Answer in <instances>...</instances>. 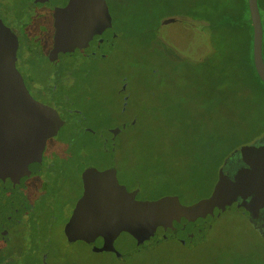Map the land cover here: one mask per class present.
Listing matches in <instances>:
<instances>
[{"label":"rangeland","instance_id":"1","mask_svg":"<svg viewBox=\"0 0 264 264\" xmlns=\"http://www.w3.org/2000/svg\"><path fill=\"white\" fill-rule=\"evenodd\" d=\"M104 1L117 43L108 59L81 58L77 71L66 79L70 118L84 127L81 142L93 150L92 134L85 131L112 134L117 177L127 186H138L141 198L177 195L182 204L191 205L208 197L221 162L254 143L258 152L264 149V101L246 85L238 51L225 56V51L211 50L207 21L188 14L194 0ZM228 1L235 9L236 0ZM18 4L22 7L23 0ZM261 15L264 23L262 8ZM50 24V17H44L35 29L40 42L21 43V58L32 48L41 59L46 56L52 45ZM47 64L36 74L38 82L49 85ZM90 160L96 169L108 165L96 154ZM68 174L63 187L67 205L50 232L63 264H264L263 239L232 209L215 218L205 243L188 248L180 239L169 238L126 262L108 250L90 249L86 236L94 224L89 217L78 224L79 240L69 243L59 229L81 188L73 166Z\"/></svg>","mask_w":264,"mask_h":264},{"label":"flooded vegetation","instance_id":"2","mask_svg":"<svg viewBox=\"0 0 264 264\" xmlns=\"http://www.w3.org/2000/svg\"><path fill=\"white\" fill-rule=\"evenodd\" d=\"M23 4L21 7L17 0H0V33L4 37V44L0 45L3 86L22 116L21 131L13 137L14 142L20 140L22 145L12 148L15 153L5 162H0V264H63L55 252L50 232L67 205L63 187L67 183L70 166L78 171L81 188L75 204L86 193L89 197L87 190L91 186L108 189L114 180L117 186L125 189L122 190L124 195L115 197L116 211L123 209L125 202L130 205L152 199L141 198L138 186L130 187L119 181L113 155L115 137L110 133L85 131L92 134L90 141L95 147L93 150L87 148L80 140L84 127H77L75 119L69 115L73 110L69 106L71 88L66 82L68 74L77 71L81 58L90 56L104 60L112 51L108 56L99 57L104 47L91 40L83 41L73 50L64 48L54 38L51 3L23 0ZM86 9L90 16L101 18L105 16L107 5L103 0H87ZM48 16L51 19L52 45L46 56L41 59L39 51L32 48L26 50L21 58V43H32L37 39L40 42L39 37L33 34L43 18ZM33 58L35 60H29ZM66 60L70 62L61 67ZM46 64L51 68L49 85L37 81L36 73ZM23 136L25 138L22 139ZM255 144L245 147L247 149L243 153L238 149L233 156L227 157L219 169L216 183H219V193L232 201V210L253 224L264 237V198L257 195V191L255 194L256 189H264V149L258 152L259 147ZM94 154L106 159V168L96 169L91 164ZM75 204L59 229L67 242L71 235L81 237L82 228L78 224L82 218L89 217L94 224L93 217L84 214ZM100 248L114 255L107 245L97 244L94 249L90 243L93 252Z\"/></svg>","mask_w":264,"mask_h":264},{"label":"water","instance_id":"3","mask_svg":"<svg viewBox=\"0 0 264 264\" xmlns=\"http://www.w3.org/2000/svg\"><path fill=\"white\" fill-rule=\"evenodd\" d=\"M37 1L51 3L55 27L54 38L59 40L64 48L73 50L83 41L91 40L104 47L99 57L108 56L112 51L118 37L111 26L107 9L105 16L99 18L88 14L87 0ZM247 6L252 25L253 65L259 79L264 83L263 31L257 0H247ZM0 27L2 28L1 22ZM1 44H4L2 33H0ZM3 79L0 68L1 163L15 153L12 148L22 145L20 140L16 142L13 140L14 135L17 133L18 136L21 131L22 116L12 102L10 93L3 86ZM24 136L22 139L25 138ZM262 180L264 182V175ZM216 184L208 197L191 205L182 204L177 195H166L130 205L125 202L123 209L116 211L115 197L117 194L124 195L125 191L122 190L125 189L117 186L114 180L108 189L91 186V189L87 190L90 193L89 197L86 193L76 205L84 214L93 217L96 231L87 235L86 240L94 245V249L97 244L107 245L118 260L126 262L131 260L134 253L150 251L169 238L180 239L188 248L205 243L207 232L215 218L226 209L234 208L232 201L225 194L219 193V183ZM263 190L261 187L259 194L264 198ZM76 238L79 236L71 235L68 241L72 242Z\"/></svg>","mask_w":264,"mask_h":264},{"label":"trees","instance_id":"4","mask_svg":"<svg viewBox=\"0 0 264 264\" xmlns=\"http://www.w3.org/2000/svg\"><path fill=\"white\" fill-rule=\"evenodd\" d=\"M231 1L233 2L234 0ZM259 1L260 0H257V4L263 31L262 58L264 62V23L261 15V8L264 11V1L261 0V6ZM232 7L229 6L228 0H223V3L218 2L217 0H209L205 3L200 0H194L188 8V14L191 16L196 15V17L199 16L203 20L207 21L212 35V51H225L223 53L225 56H229L232 52L233 53L231 55H234L235 51H238L237 54L240 55V67L244 72L243 76L245 77L244 80L246 85L256 91L257 98L259 100L264 101V95L262 94L264 83L259 79L253 65L252 25L249 17L247 0H236V8L233 9ZM216 38L219 39L218 42L215 41ZM223 43L225 44L224 47L222 45ZM222 163L223 162H221L220 166ZM250 225L255 229L253 224L250 223ZM256 232L264 241V237L261 236L258 230H256Z\"/></svg>","mask_w":264,"mask_h":264}]
</instances>
